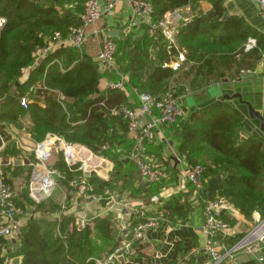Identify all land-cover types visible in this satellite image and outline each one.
<instances>
[{"label": "trees", "instance_id": "obj_1", "mask_svg": "<svg viewBox=\"0 0 264 264\" xmlns=\"http://www.w3.org/2000/svg\"><path fill=\"white\" fill-rule=\"evenodd\" d=\"M62 1L0 0V17L6 19L0 36V122L16 124L29 115L35 141H43L45 135L50 133L112 162L114 168L109 180H101L94 174L86 178L87 187L83 195L91 197L102 195L106 188L121 195L127 190L128 179L132 176L128 157L134 141L129 138V122L122 116L113 115V109L123 105L136 108L139 93L160 99L172 88L169 81L177 71H173L170 65L180 53L184 54L185 63L199 62L208 47H215L213 49L220 54L226 51L229 61L240 72L245 69L244 57L250 52L244 49L248 39L256 41L252 51L256 54L264 51V35L239 18L223 19L225 9L222 0H206L211 3V9L180 26L172 45L167 44L161 34L151 37L148 26L145 42L156 47L157 57L156 65L147 75L144 70L139 72L133 67V61L129 60L131 52L118 47V40L114 38L115 60L119 63L117 71L101 67L95 59L79 50L65 48L45 57L32 68L28 79L18 84L21 69L30 67L34 61L35 48L57 32L66 35L69 28L75 25L58 9ZM199 1L202 0H150L153 9L151 16L158 21L167 13ZM202 38L212 42V46L202 44ZM128 43L126 41L123 47ZM238 46L236 52L229 54ZM215 50L208 53H215ZM204 64L207 66L206 62ZM100 69H104L103 73ZM105 76L112 82L124 77L125 90L130 91L136 103H129L126 91L109 88L100 91L99 84ZM38 83L59 91L63 99L45 106L29 103L28 108L24 109L20 105L21 98ZM7 96L13 98L6 100ZM240 124L241 117L237 111L225 103H219L162 127L168 126L174 130L179 139L178 150L189 164H201L206 168L203 188L217 169L224 179L219 196H224L245 218L251 217L254 212L264 216V189L258 184L264 174V140L254 136L241 142ZM155 133L147 145L148 155H152L149 145L153 143ZM159 145L153 151H158ZM206 146L217 154L213 162L215 169L198 162ZM153 155L158 157V153ZM78 166L69 167L62 156L57 164L60 173L57 181L76 192L78 188H72L70 182L83 176ZM187 198L188 194L185 193L174 195L153 214L160 219L185 222L191 210ZM41 208L42 203L36 206V209ZM75 222L73 216L63 215L58 222L28 218L19 228L16 236L18 247L15 250L13 246L10 248L9 239L0 238V264H9L11 259L17 257L21 258V264H89L94 256L107 254L118 245L115 219L110 213L90 218L82 231L76 229ZM103 241L107 243L106 249L101 245ZM145 247L142 240L136 243L134 249L144 256ZM3 253L6 256L3 257Z\"/></svg>", "mask_w": 264, "mask_h": 264}, {"label": "crops", "instance_id": "obj_2", "mask_svg": "<svg viewBox=\"0 0 264 264\" xmlns=\"http://www.w3.org/2000/svg\"><path fill=\"white\" fill-rule=\"evenodd\" d=\"M222 3L225 9L224 15L227 18H239L253 30L264 35L262 31L264 21L259 15L256 3L250 0H222ZM211 7L210 2L202 0L179 8L172 13H167L166 26L177 30L193 18L209 11ZM58 9L68 16L74 24L79 23L80 0H64L58 5ZM134 21L136 23L132 25ZM155 22L152 16L135 17L132 7L126 2L120 1L112 12L85 28L87 38L81 52L95 59L102 35L113 31L118 36V47L126 52H131L132 56L129 60L133 61V67L139 72L144 70L145 75H147L156 65L157 50L156 47L145 42V35L148 26ZM126 41L129 43L123 47ZM201 43L212 46V42L210 43L206 38H202ZM240 46L229 54L236 52ZM213 48L208 47V51L202 53L203 59L199 62H184L180 70L169 81V87L174 88L177 92L183 117H188L219 103H225L236 110L241 117L239 128L241 142L254 136L264 140V131L261 130L260 120L253 119L249 113V108H251L264 120V51L256 54L250 50L244 57L245 69L242 71V76H239L241 71L238 72L235 64L229 61L228 53L225 51V56H217L224 54L218 53ZM213 50L216 52L208 53ZM204 62L207 63V66ZM118 67L117 60L110 66L113 71H117ZM31 70L21 75L18 84H22L28 79ZM103 71L104 69H100L101 73ZM111 82L112 80L107 76L103 77L99 84V90H106ZM125 89L123 91H126L129 103L135 104L130 91ZM26 95L30 98L31 104L37 103L41 106L63 99L59 91L40 83L30 87L25 92ZM225 96L229 98L220 100ZM31 131L32 122L29 115L23 117L16 124L0 122V165L14 192L15 202L25 210L27 215L19 220V228L31 217L58 222L62 215L73 216L77 221L96 216H106L110 213L115 219L116 241L120 244L128 235L124 232L127 231V222L134 207L142 206L153 214V212H158L172 196L185 193L188 194L187 202L191 207L187 220L185 222H173L161 218L159 229L147 231L143 239V243L146 245L145 255L136 254L133 258H124V264L206 263L208 256L205 252L206 235L203 230V205L207 198L219 196L224 179L223 175L218 173L216 169L215 173L206 180L205 187H201L200 190L195 189L185 181L181 177V173L188 162L178 150L179 139L174 134V130L168 126L161 127L156 131L153 143L149 145L151 156L158 153L162 163L165 174L162 182L154 185L147 184L140 177L136 167L126 160L129 167L132 168V176L130 179L127 178V190L121 195H117V197L121 196L120 202L115 203L111 208H108L111 201L103 198V195L94 198L79 194L66 188L57 181L58 179L54 182L50 196L46 197L44 183L51 179L53 174H57L59 178L60 173L57 164L66 142L50 133L45 135L43 141L37 142L34 140ZM129 138L133 140L134 135L129 133ZM41 144L42 151L38 153L37 149ZM158 145L159 150L153 151ZM74 147L77 153L76 165H79L78 169L82 171L83 175L89 170L90 174H94L99 179L109 180L114 168L112 162L91 153L83 146L75 144ZM43 153L45 157H43ZM206 153L209 156H214L209 167L215 169L213 162L217 154L208 146L204 148L202 157ZM39 155L43 158H40ZM95 159H97L96 164ZM14 160L22 161L21 165L14 164ZM25 160L29 164H25L23 162ZM258 184L264 189V174L262 181ZM41 203L42 208L36 209V206ZM256 213L258 212H254L251 217L245 218L228 201L224 205L221 217L229 222L231 227L224 245L226 249L235 248L237 245L238 247L236 253L221 264H245L247 262L264 264L260 262V259L264 258V246L259 242V238L264 234V216L258 213L259 218H257ZM16 236L10 239L11 242L12 240L16 241L15 245L10 242V248L13 246L14 250L18 247ZM101 257V255L94 256L88 263L96 264L94 260ZM19 259L21 264V258L19 257Z\"/></svg>", "mask_w": 264, "mask_h": 264}, {"label": "built area", "instance_id": "obj_3", "mask_svg": "<svg viewBox=\"0 0 264 264\" xmlns=\"http://www.w3.org/2000/svg\"><path fill=\"white\" fill-rule=\"evenodd\" d=\"M128 3L133 10L135 17H149L152 15V6L150 0H81V11L79 15V23L71 26L66 35L55 33L48 38L41 46H37L33 53L34 61L28 68H22L21 73L25 74L28 70L36 67L45 57L54 53L59 49L72 48L81 51L86 42L87 26L95 24L104 15L113 11L118 2ZM257 4L259 15L264 21V0H250ZM167 16L163 15L158 21L149 25L148 34L154 37L161 34L167 44L175 43V35L177 30L166 26ZM135 21L132 25H135ZM6 25V19L0 17V36ZM114 38L109 34L102 35L99 43V50L95 56V61L101 67H110L115 62L116 44ZM256 46L255 39H248L244 45L246 52L252 50ZM185 62V56L180 53L171 63L170 67L173 71H179ZM242 71L239 76H242ZM126 79L120 77L117 81L109 84V89L121 90L125 88ZM176 90L171 88L160 99H154L146 93H139V104L136 108L129 105H123L120 108L112 110L115 116H122L129 122V132L134 135L133 148L128 159L134 167H136L140 177L147 184H160L165 176L162 163L159 158L148 155L147 145L152 141L154 133L163 125L174 124L182 116L183 111L180 107L178 97L175 95ZM30 98L26 95L21 98L20 105L27 109ZM42 144L39 145L37 152L41 153ZM76 149L74 145L65 143L62 149V157L64 162L70 167L76 165ZM45 154L43 153V157ZM40 158H43L39 155ZM206 168L201 164H187L181 173V177L191 184L195 189H201L204 182V173ZM54 186V181L48 179L45 181L44 188L46 196H50ZM72 188H78V193H84L87 187L86 177L83 175L70 182ZM92 191L91 187H88ZM103 198L114 201L117 197L115 191L108 188L102 193ZM95 198V197H94ZM227 200L224 196H215L207 198L203 205V230L205 238V252L207 253V261L205 264H221L227 258L236 253V248H225V240L231 229L229 222L221 217V211ZM24 209L19 207L15 202V195L7 181L2 166L0 165V238L12 239L17 235L19 230V220L26 217ZM255 216L259 218V214ZM258 220V219H257ZM260 220V219H259ZM90 219H79L75 222L76 229L82 231L88 225ZM160 227V218L152 214L149 210L142 206H136L132 209L131 217L127 222L128 238L124 239L113 250L103 257L94 260L96 264H119L118 259L133 258L136 256L134 246L136 243L145 238L147 231L158 230ZM259 242L264 246V234L259 238ZM264 263V258L260 259Z\"/></svg>", "mask_w": 264, "mask_h": 264}, {"label": "water", "instance_id": "obj_4", "mask_svg": "<svg viewBox=\"0 0 264 264\" xmlns=\"http://www.w3.org/2000/svg\"><path fill=\"white\" fill-rule=\"evenodd\" d=\"M223 18L224 19H226L227 18V16L226 15H224L223 16ZM263 32H264V28H263V30H262ZM109 35L110 36H112V37H115V38H118V36L116 35V33L115 32H113V31H111L110 33H109ZM17 85V84H16ZM13 97L12 96H7L6 97V100H10V99H12ZM229 97H227V96H225V97H222L220 100H223V99H228ZM249 113H250V116L253 118V119H259L260 120V122H261V130L262 131H264V120L261 118V116L259 115V114H257L256 112H254L251 108H249ZM14 162V164H16V165H21V163H22V161H20V160H14L13 161ZM25 164H29V162L28 161H23ZM95 164L97 163V159H95ZM86 178H88L89 176H90V171L88 170V171H86V174L84 175ZM51 179L55 182L57 179H58V175L57 174H53L52 175V177H51ZM44 196H45V194H44ZM47 197V196H46ZM120 200H121V196H118V197H116L115 199H114V201H111V203L108 205V208H111L115 203H119L120 202ZM125 234L127 233V231H125L124 232ZM13 245H15L16 244V241L15 240H12V242H11ZM4 256H6V253H3V257ZM118 262L120 263V264H124V258L123 257H120L119 259H118ZM10 264H20V259L17 257V258H13L12 260H11V262H10Z\"/></svg>", "mask_w": 264, "mask_h": 264}, {"label": "rangeland", "instance_id": "obj_5", "mask_svg": "<svg viewBox=\"0 0 264 264\" xmlns=\"http://www.w3.org/2000/svg\"><path fill=\"white\" fill-rule=\"evenodd\" d=\"M214 158V156H209V154L207 155V153L204 155V157H202L201 160H199L198 162L203 163L206 167L209 166V164L211 163L212 159ZM116 190V189H115ZM106 244H104V241L102 242V246L106 249ZM104 255H106V252L101 254V256L103 257Z\"/></svg>", "mask_w": 264, "mask_h": 264}]
</instances>
